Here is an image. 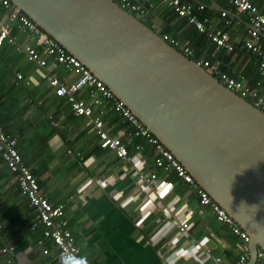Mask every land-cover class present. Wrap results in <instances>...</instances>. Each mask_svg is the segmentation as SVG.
Here are the masks:
<instances>
[{"label": "crops", "instance_id": "obj_1", "mask_svg": "<svg viewBox=\"0 0 264 264\" xmlns=\"http://www.w3.org/2000/svg\"><path fill=\"white\" fill-rule=\"evenodd\" d=\"M131 1L145 9L144 21L150 28L188 47L195 61L216 62L222 71L257 88L264 97V76L258 71V59L244 46L249 29L246 13L237 12L221 0H185L192 4L199 20H206L211 29H221L228 34L232 46L229 51L216 46L205 35L200 37L202 34L193 25L175 15L160 0ZM250 2L264 14V0ZM197 4H203L204 10L198 11ZM222 11L228 13L226 18H222ZM5 14L6 10L0 6L2 20ZM10 29L19 44L41 52L36 35L16 23ZM260 43L264 49V36ZM44 58L46 65L38 67L14 46L3 43L0 48V124L15 139L16 150L48 201L63 206L66 227L78 251L88 258V264H200L193 255L171 263L164 260L178 231L175 219L185 209L191 212L190 237L201 243L212 258H220L219 264L237 261L241 253L240 238L227 224L216 219L210 206L201 205L191 189L179 194L168 181L172 191L156 198L143 221L138 220L137 209L143 195L126 207L120 205L121 200L138 193L133 177L127 172L130 165L100 149L88 119L74 115L66 97L56 96L48 84V77L54 76L68 87L78 82L80 74L52 57L44 55ZM90 91L88 85H83L79 98L92 107L93 115L102 119L111 135L131 145L132 136L128 134L133 132V127L113 108L110 100L102 99V104L93 105ZM95 95L100 97L98 93ZM139 140L135 148L137 145L140 148L133 147L130 153L142 159L146 174L158 176L155 170L161 168L155 167L153 156L144 152L145 143L141 142L145 140ZM83 188L86 189L80 193ZM191 192L194 195H189ZM119 194L120 198H116ZM168 205L174 207L171 217L163 211ZM34 221V213L21 196L15 177L0 158V264H65L51 240L43 236L42 226L34 225ZM159 231L162 235L153 241ZM4 247H9V252L2 253ZM206 264L214 262L206 260Z\"/></svg>", "mask_w": 264, "mask_h": 264}, {"label": "water", "instance_id": "obj_2", "mask_svg": "<svg viewBox=\"0 0 264 264\" xmlns=\"http://www.w3.org/2000/svg\"><path fill=\"white\" fill-rule=\"evenodd\" d=\"M110 90L264 253V112L114 0H9Z\"/></svg>", "mask_w": 264, "mask_h": 264}, {"label": "built area", "instance_id": "obj_3", "mask_svg": "<svg viewBox=\"0 0 264 264\" xmlns=\"http://www.w3.org/2000/svg\"><path fill=\"white\" fill-rule=\"evenodd\" d=\"M123 9L130 11L138 19L144 20L146 11L140 5L131 0H114ZM163 4L169 7L179 18L184 19L195 29L205 35L216 46L226 48L231 51L232 46L228 42V34L221 29H211L206 25V20H199L193 11V6L185 0H160ZM233 7L237 12L246 13L248 16L247 22L249 29L247 36L244 39V46L247 50L257 57V66L259 73L264 76V49L260 43L261 36H264V14L260 13L258 8L250 2V0H221ZM0 6L6 10L4 19L0 17V48L3 43H8L14 46L15 50L22 53L25 58L36 64L38 67L46 65L45 56L52 57L57 63L65 65L69 69H73L80 74V79L75 84L65 86L58 78L54 76L48 77V84L54 89V93L59 97H66L72 113L76 116L85 117L88 123L93 127L98 140L99 147L102 150L109 151L123 162L130 165L127 172L133 177L137 185V194L129 195L121 200L120 205L126 207L130 202H134L143 195L142 203L138 206L139 221H143L151 212L156 198L168 194L172 191V184L165 178H159L154 173L146 174L144 172V162L137 155H132L127 147V144L116 135H111L105 128L101 118L93 115L92 107L86 104L79 98V89L83 85H88L90 98L93 105L102 104V99L110 100L113 108L121 115V117L133 127V132L128 135L144 139L153 149V164L157 168L163 169L164 172H173L175 176L183 183L189 185V189L194 191L199 198V203L203 206H210L219 222L227 224L232 233L238 236L241 240V253L237 261L233 264H246L249 259L247 234L228 216V214L216 203L212 201L210 196L201 189L185 170V168L174 158V156L165 149L159 141L153 137L136 119V117L110 92L103 82L98 80L85 66H83L75 57L68 54L66 50L56 41L46 35L38 28L27 16H25L18 8L13 6L9 0H0ZM203 4H197V10H204ZM222 18H226L228 13L221 12ZM16 23L29 33L38 37V43L41 52L31 46L19 44L15 37L11 34V25ZM168 44L178 49L182 54L189 57L192 55L188 47L180 46L175 40L167 36L162 37ZM207 73L215 77L224 87L233 91L241 98L252 103L256 108L264 112V97L259 93L257 88L249 86L242 79H235L222 71L216 62L207 60L195 61ZM20 77V76H18ZM98 93L100 97L96 96ZM16 141L14 138L7 136L0 126V155L9 171L14 175L19 184L21 196H23L28 206L35 215L37 224L43 227V236L53 243L57 249L59 258L65 264H88V258L81 254L71 232L66 227L64 220V210L62 205H53L45 197L40 189L37 180L24 165L20 154L15 148ZM137 145L135 149H139ZM99 183H101L99 181ZM86 188L81 189L82 193ZM143 193V194H142ZM120 194L116 198L119 197ZM164 213L171 217L174 215V207L168 205L163 209ZM191 212L185 209L182 215L175 219L177 226V234L171 240V250L164 257L166 263L176 261L188 255H193L200 264H206V260H213L214 264L220 263V258H212L208 250H204L201 243L195 242L189 235ZM35 225V224H34ZM33 225V226H34ZM1 228V226H0ZM162 233L159 231L156 241ZM186 241L189 244H186ZM9 247H4L2 252H9ZM257 263L262 264L264 253L259 251L257 255ZM9 264H17L10 262Z\"/></svg>", "mask_w": 264, "mask_h": 264}, {"label": "trees", "instance_id": "obj_4", "mask_svg": "<svg viewBox=\"0 0 264 264\" xmlns=\"http://www.w3.org/2000/svg\"><path fill=\"white\" fill-rule=\"evenodd\" d=\"M172 12V11H171ZM173 13V12H172ZM174 14V13H173ZM176 15V14H175ZM199 17L201 18V16L199 15ZM142 22H143V24H145L146 26H148V27H150L144 20H141ZM198 35H200V34H198ZM203 36V34L202 35H200V37H202ZM190 59L191 60H193V61H195L196 59L195 58H193V57H190ZM31 63V62H30ZM32 64H34V63H32ZM34 65H36V64H34ZM37 66V65H36ZM0 126H1V124H0ZM1 128H2V126H1ZM2 130H3V132L7 135V136H9L5 131H4V129L2 128ZM131 133V132H130ZM10 138H12L11 136H9ZM132 139V142H131V145L129 144L127 147H128V150H129V152H132L134 149H133V147L135 148V145H136V143H138L140 140V138L139 139H137V137H134V136H132L131 138H130V140ZM141 143H145V145H144V148H145V151L144 152H146V153H148L149 155H152L153 156V149L150 147V146H148L147 144H146V142L144 141V142H141ZM149 147H147V146ZM15 148H16V144H15ZM101 149V148H100ZM0 158H1V155H0ZM2 159V158H1ZM3 161V160H2ZM4 162V161H3ZM5 164V163H4ZM6 166V165H5ZM6 168H7V166H6ZM7 170L9 171V169L7 168ZM156 171V173L158 174V176H165V179L166 180H168V181H171L173 184H174V186H175V189H176V192L177 193H179V194H185L188 190H189V185L188 184H186V183H183V182H181V180L180 179H178L176 176H175V174L173 173V172H169V173H167V172H164L162 169H156L155 170ZM10 172V171H9ZM11 173V172H10ZM12 174V173H11ZM13 175V174H12ZM14 176V175H13ZM17 182V181H16ZM17 184H18V182H17ZM39 185V184H38ZM18 186H19V184H18ZM40 187V186H39ZM41 189V188H40ZM21 194V193H20ZM189 195H194V193L193 192H191ZM32 210V209H31ZM34 213V212H33ZM34 217H35V215H34ZM34 224L36 225V226H38L39 224H37V222H36V220L34 221ZM41 226V225H40ZM43 228V227H42ZM2 253H4V252H2ZM262 262V264L264 263V261L262 260L261 261Z\"/></svg>", "mask_w": 264, "mask_h": 264}, {"label": "rangeland", "instance_id": "obj_5", "mask_svg": "<svg viewBox=\"0 0 264 264\" xmlns=\"http://www.w3.org/2000/svg\"><path fill=\"white\" fill-rule=\"evenodd\" d=\"M28 61V60H27Z\"/></svg>", "mask_w": 264, "mask_h": 264}]
</instances>
